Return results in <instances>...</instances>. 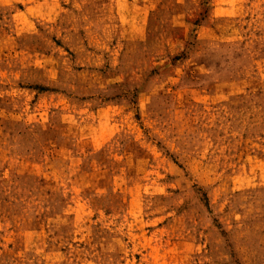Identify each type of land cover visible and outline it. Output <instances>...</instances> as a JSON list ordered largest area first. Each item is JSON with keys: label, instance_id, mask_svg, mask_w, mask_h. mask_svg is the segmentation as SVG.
I'll list each match as a JSON object with an SVG mask.
<instances>
[{"label": "rangeland", "instance_id": "rangeland-1", "mask_svg": "<svg viewBox=\"0 0 264 264\" xmlns=\"http://www.w3.org/2000/svg\"><path fill=\"white\" fill-rule=\"evenodd\" d=\"M0 264H264V0H0Z\"/></svg>", "mask_w": 264, "mask_h": 264}]
</instances>
